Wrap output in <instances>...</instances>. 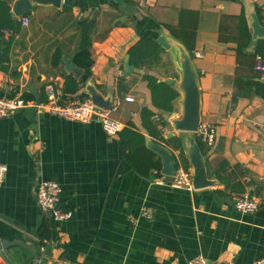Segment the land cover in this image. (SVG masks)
<instances>
[{"label": "crops", "instance_id": "1", "mask_svg": "<svg viewBox=\"0 0 264 264\" xmlns=\"http://www.w3.org/2000/svg\"><path fill=\"white\" fill-rule=\"evenodd\" d=\"M9 1L19 25L7 32L0 27L8 66V72L0 68V95H45V85L51 83L60 97L65 95L62 102L79 100L84 83L76 93L64 94L65 76H75L62 57L72 61L78 22L86 19L92 24L90 79L104 96L113 95L111 116L122 126L133 123L146 138L175 153L174 144L181 140L183 145L186 132L173 129L165 112H158L166 124L163 137L172 132L174 140L150 135L140 109L157 111L143 73L180 81L177 50L164 48L153 68L133 67L123 75L128 49L142 35H164L186 48L163 26L178 29L180 11L186 9V51L197 73L200 120L215 127L216 138L210 145L201 141L213 184L188 190L160 182L154 172L139 174L126 160L118 134H108L97 119L80 122L22 107L0 118V162L7 166L0 181V241L34 247L39 254L35 264H187L199 254L213 263L251 264L264 256V100L252 95L232 102L236 74L260 78L264 71L254 69L253 58L238 63V35L231 21L244 12L251 37L244 51L253 53L262 39L253 37L250 24L253 15L259 17L261 0H60L58 6L35 3L19 15L12 10L14 0ZM24 15L26 24L20 21ZM260 47L264 51V42ZM56 51L61 59L53 65ZM120 77L127 90L118 94ZM178 92L176 113L181 112ZM48 179L61 186V207L70 211L64 220L53 219L37 205V183ZM244 192L260 198L252 213L233 205L232 195ZM51 239L50 253L44 255ZM3 254L0 264L34 261L33 253L20 245Z\"/></svg>", "mask_w": 264, "mask_h": 264}, {"label": "trees", "instance_id": "2", "mask_svg": "<svg viewBox=\"0 0 264 264\" xmlns=\"http://www.w3.org/2000/svg\"><path fill=\"white\" fill-rule=\"evenodd\" d=\"M238 1V0H229ZM9 0H0V27L10 28L13 30L18 29V22L11 17V7ZM188 11L182 9L180 11V17L178 22V29L174 28L170 24H163L171 34L179 39L184 40L186 48L189 50V45L185 40V36L188 30L184 26V17ZM260 9L258 10V14ZM260 15V14H259ZM236 25L237 29V47L236 55L238 57V63H241V59L253 58L257 53H261L264 56V51L259 48V44L263 43L264 40L257 41V49L253 53H247L244 51L251 40L249 28L244 16V12L235 17H231ZM229 22L227 24H234ZM80 35L78 45L72 54V61L78 67L83 70V73L91 76V67L93 65V58L91 55V22L86 19H82L79 22ZM164 52V48L156 41L153 36L142 35L138 41L133 44L128 49L129 62L134 68H147L151 69L160 61L161 54ZM7 55V54H6ZM61 52L56 51L52 55V64L55 65L60 62ZM7 57L0 60V68L5 72H8V66L4 64ZM141 79L146 82V86L149 89L151 102L157 111L147 107L142 106L140 109V116L142 121V126L148 131L150 135H155L167 142L174 140L173 137L166 139L163 137V132L161 127H165V122L159 119L156 121L154 117L158 112L169 113L174 110V101L179 96V92L173 86L168 83L158 79V77L152 73H143ZM82 81L76 79L72 75L68 74L65 76L64 81V94H74L76 93L81 85ZM234 93L232 96V102H235L239 96H259L264 100V82L258 79L256 75L243 76L236 74L234 77ZM127 86L123 79L120 77L117 81L116 93L120 94L121 91H126ZM15 95V93H10L8 96ZM25 99H35L32 92L27 91L21 94ZM80 99L87 98L85 93L79 95ZM45 98L44 94H40L39 101H43ZM61 100L66 98L65 95L60 97ZM119 141L122 149L125 151V158L128 163L136 170L139 174L149 175L154 172L156 176H162L161 161L158 155L146 146V136L143 132L139 131L133 123H128V125L123 126L118 132ZM197 143L200 147L201 153L204 155V146L201 142L199 136H196ZM176 142V141H175ZM175 148L178 149V159L185 168H189V161L183 151L181 140L174 144Z\"/></svg>", "mask_w": 264, "mask_h": 264}, {"label": "water", "instance_id": "3", "mask_svg": "<svg viewBox=\"0 0 264 264\" xmlns=\"http://www.w3.org/2000/svg\"><path fill=\"white\" fill-rule=\"evenodd\" d=\"M35 3H51L58 6L60 0H14L12 10L16 15L22 14L28 11ZM251 28L253 30L254 38L264 39V24L260 21L257 15H253L251 21ZM2 36L0 28V60L4 59L2 51ZM156 41L165 49L174 47L178 52V69H180L181 77L180 81L176 83L174 78L160 79L175 89L181 91V112L175 111L165 113L167 115V123L170 124L173 129L186 132L184 135V144L182 145L184 153L192 167V184L194 188H202L213 184V180L208 177L204 155L201 153L200 147L197 143L196 136L201 123L200 120V103H199V88L197 85V73L192 68L190 57L186 48L174 41L168 40L164 35H160L156 38ZM65 63V69L74 74L76 78H79L82 83L85 84L84 93L91 99V101L106 110H111L114 104V97L112 94L104 96L98 87L91 81L90 76L83 73V70L76 66L73 61L67 57H62ZM133 66L129 62V56L127 55L124 63V77H127ZM264 82V77L258 78ZM36 103H39L40 95L32 91ZM172 132L166 135V138H171ZM146 146L155 152L161 161V174L165 176V179L170 181L176 174L177 168V155L172 149L164 145L163 143L146 138ZM53 241L52 239L45 245L42 250L44 255H49ZM11 245H20L31 251L34 255L35 264L39 259V254L36 249L23 241L18 240H1L0 241V254L4 256L3 250ZM213 263V262H212ZM12 264V263H11ZM220 264V263H213Z\"/></svg>", "mask_w": 264, "mask_h": 264}, {"label": "built area", "instance_id": "4", "mask_svg": "<svg viewBox=\"0 0 264 264\" xmlns=\"http://www.w3.org/2000/svg\"><path fill=\"white\" fill-rule=\"evenodd\" d=\"M259 9V18L264 24V0L260 1ZM20 21L21 23L26 24L28 22V17L25 15L21 16ZM8 30V28L3 29L4 32H7ZM254 69L259 72L264 71V56L259 53L254 57ZM126 99L131 100L132 98L126 97ZM28 105L57 114L66 119L77 120L80 122H89L92 119H97L100 121L104 131L108 134H115L123 127L120 121L111 116V112L116 106L115 102L111 110H106L95 105L89 97L64 103L51 83L45 85V98L43 101H39L38 104L36 103V99H25L19 93H15V95L12 96L0 95V118L9 116L16 110ZM154 119L159 121L157 115ZM159 127L164 133L165 127H161V125H159ZM197 136H199L203 143L210 145L216 138V129L209 123H200ZM176 155L178 156V151L176 152ZM6 169V164L0 162V181L3 179ZM191 176V169L185 168L181 165L179 159H177L176 174L172 177V180H166L164 175L158 176L157 180L160 182H166L174 187L193 190L194 187ZM35 193L37 205L53 219L60 221L69 217L70 211L64 210L61 207V186L57 181L50 179L41 180L37 183ZM232 202L234 207L241 213H252L258 209L261 203L259 196L248 192L233 194ZM143 210L145 209L143 208ZM54 264H60V262L56 261ZM187 264L213 263L203 255L199 254L189 259ZM251 264H264V256L255 259Z\"/></svg>", "mask_w": 264, "mask_h": 264}]
</instances>
